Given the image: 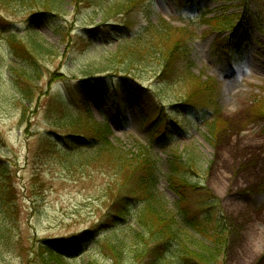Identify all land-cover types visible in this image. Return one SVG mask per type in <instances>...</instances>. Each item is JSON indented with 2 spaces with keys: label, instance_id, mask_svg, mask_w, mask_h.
<instances>
[{
  "label": "rangeland",
  "instance_id": "374dc122",
  "mask_svg": "<svg viewBox=\"0 0 264 264\" xmlns=\"http://www.w3.org/2000/svg\"><path fill=\"white\" fill-rule=\"evenodd\" d=\"M10 1L0 3L9 23L0 29V264H177L174 243L144 255L145 191L121 220L114 214L125 173L116 159L126 169L144 152L158 169L150 191L162 215L183 202L222 237L176 226L184 249L209 264H264V115L253 111L264 98V0H200L194 12L185 8L194 0H152L140 31L123 26L138 0H50V10ZM162 22L173 29L164 39ZM218 22L238 28L237 62L217 46L231 34ZM183 36L187 63L165 77L161 53ZM195 80L214 85L215 136L193 110L205 100L190 99ZM105 125L110 148L89 138ZM174 155L198 171L184 197L166 176Z\"/></svg>",
  "mask_w": 264,
  "mask_h": 264
},
{
  "label": "trees",
  "instance_id": "16d2710c",
  "mask_svg": "<svg viewBox=\"0 0 264 264\" xmlns=\"http://www.w3.org/2000/svg\"><path fill=\"white\" fill-rule=\"evenodd\" d=\"M21 3V1L27 2L30 7H39L42 10H50L52 5L50 4V0H17ZM10 0H0L1 4H4L5 7L8 9H12L10 4ZM194 3L190 6H186L185 8L189 7V9L194 12L195 10V4H198L200 0H194ZM12 3H16L12 2ZM53 8V7H52ZM154 10V5L152 0H138L135 4L131 5L127 10V15L125 19V23L123 24L124 29H127V31L131 30H138L146 28L148 25V16L151 14V12ZM139 12L140 19L133 18L129 16L130 13L134 14ZM130 12V13H129ZM207 23H210V21H206ZM163 24L161 26V30L163 31L161 34H159L160 38L163 39L171 32L172 27H169L165 22L161 23ZM9 23L6 22V20L0 16V29L5 30L8 27ZM218 25L220 26H227L229 27L231 34L227 38L219 41V44L217 45L226 55L230 58L232 62H237L238 57L240 56L242 45L243 43L241 41H238V34L237 30L238 28L233 26L231 22H218ZM137 27V28H134ZM184 37V39H183ZM180 37L178 40L171 41V44H168V46L163 50L161 53V66L163 75L165 77H169L177 71L175 67V63L180 62L181 64L187 63V56L184 54L180 49L184 48L186 49V42L188 41L189 37L183 36ZM13 53L17 57H21V47L18 43H14L11 47ZM38 48V47H37ZM39 50V48H38ZM43 50V49H40ZM20 51V53H19ZM173 72V73H172ZM196 84H193V87H195L192 90L191 95L189 96L190 99L200 95H203V98L205 100L201 102H196L194 106V112L196 114V118L206 126L207 131L212 136H215L216 133L219 130L218 121H215L216 115L218 113L217 111V104L215 102V93L214 92V85L210 84H202L200 81H196ZM213 87H210V86ZM192 87V88H193ZM27 92V91H26ZM25 91H22L23 96L26 97V99L30 96V93H26ZM259 99V98H258ZM256 99V100H258ZM141 101V99H140ZM147 101V100H146ZM23 113L22 116L26 114V107H23ZM253 111L257 115H264V98H262L260 101H257L256 104H254ZM210 113V117L207 118L205 114ZM158 113V112H157ZM157 117V116H156ZM77 129V128H76ZM108 128L106 126L99 127L96 133H94L93 136H90L89 138L91 140H96L97 138H102L100 141L103 142L102 146L103 148H110V145L107 143V135H108ZM95 137V138H94ZM76 138H81L79 135ZM140 156L136 157V161L133 166L127 165V168L125 169L123 158L116 159L117 166H119L120 171H124L125 173H118L119 176H125L123 179L121 176V186L120 189H122V193H119V206L115 207L114 214H117V218L121 220L126 201L131 198L132 196H135L136 194H139L141 192H146V202L145 206L141 210V216L139 219V225H140V232H144L147 234V237L143 239V242H140L141 239H138L137 237H134L135 242H140L144 245L146 249V259H157L164 255L166 248H170L172 244L176 246L179 245V255H178V263L177 264H209L210 259L209 256L200 253L196 254L191 251H188L187 249H184L183 246H181L180 242V236L178 233V229L174 230V227H182L186 229H190L194 232L201 233L202 235L206 236L209 239L220 241L221 238L219 235L216 234H210L207 235V230L205 229L206 225L204 224L205 219H198L197 217L190 214L189 210L186 208V206L183 204V202H178L175 204L174 209L172 210V216L171 219L166 217L165 215H162L163 208L160 207L159 203H156L154 201V195L151 193V189L154 187L156 182V177L158 175V169L156 168L155 163L150 159L147 152H144L143 158L139 159ZM183 158L179 155H174L171 157L170 161L167 162L168 165V172H167V180L169 182V186L171 189H173L176 193H178L181 196H185L187 192H189L190 188L193 187L194 189L197 188V185H194V183L189 179V173L192 174H198L197 168H195V162L194 159L188 158L186 160H182ZM178 160V161H177ZM128 180H131L134 185V189L130 187V184H124V182H127ZM188 188V189H185ZM204 197L202 196L201 199ZM207 198H204L203 205H205L208 201ZM157 206V208H155ZM114 215H111L112 217ZM173 218H175V222L173 221ZM175 225V226H174ZM214 230V229H213ZM146 231V232H145ZM209 234V233H208ZM142 238V235H141Z\"/></svg>",
  "mask_w": 264,
  "mask_h": 264
}]
</instances>
